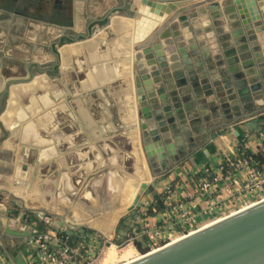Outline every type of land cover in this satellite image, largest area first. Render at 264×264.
Segmentation results:
<instances>
[{
  "label": "water",
  "instance_id": "water-1",
  "mask_svg": "<svg viewBox=\"0 0 264 264\" xmlns=\"http://www.w3.org/2000/svg\"><path fill=\"white\" fill-rule=\"evenodd\" d=\"M121 1L122 4L114 6L104 16L90 18L86 33H79L75 38L68 33L78 30L76 17L74 25L60 26L20 15L25 22L33 20L39 25L46 24L56 34L57 40L50 45L59 60V66L53 68L59 69L56 79L63 72L65 76L76 73L70 69L76 57L74 52L65 55L64 71H60L59 63L63 64V57L59 50V53L55 50L54 43L60 47L78 43L84 49H89L90 44L101 43L102 52H109L108 56L118 54L119 60L124 59V73L111 78L122 81L119 92L124 94L123 111H120L123 125L119 129L124 132L133 157V172L123 171L128 176L122 180L121 190L115 192L110 184L114 161L107 157L101 183L89 189L94 196L92 200L84 201L80 195L68 191L65 175L64 183L58 186L55 195L48 194L43 200L27 195L31 202L38 205L51 202L53 208L60 207L72 217H75L73 214L86 216L95 213L99 218L94 227L101 230L106 229L105 225L113 217L110 237L115 235L124 213L131 212L129 216L134 222L139 219L140 208L148 205L144 197L153 193L174 164L206 140L215 139L228 126L238 122L249 133L258 132L264 136V0ZM118 17L125 20H116L120 19ZM205 21L208 23L202 26ZM142 25L148 30L142 32ZM122 31L127 35L123 40L119 38ZM63 37L70 38V41H62ZM83 53L78 52V57ZM93 54L87 53L91 59H94ZM94 61L99 62L100 58L96 57ZM48 71L38 65L35 72L28 71L31 80L20 84L15 81L13 89L6 86L4 90L9 94L12 92L7 113L1 114L5 122L0 120L2 126L6 123L9 135H12L4 141L5 129L0 127V147L6 143L0 149V189H4V195L16 197L10 189L24 194L14 178L19 176L21 166L15 168L11 161L16 157L14 151L18 153V160L26 152L24 147L17 152L14 143L22 136L21 124L28 116L32 101L43 96H48L56 105L62 101L59 98L62 89H57L58 83H52L55 76ZM40 74H47L50 79L45 77L32 82ZM43 88V93L39 92ZM230 128L236 129L235 126ZM21 139L22 142L28 141L25 137ZM59 142L57 140V144ZM58 146L54 148L56 155ZM62 162L66 169L63 159ZM143 165L148 173L144 174L146 181L141 185L134 204L120 215L112 214L126 199V187L132 182L129 175ZM152 176L154 180L150 182ZM260 191H264V186ZM12 201L16 202L15 199ZM28 211L34 212L37 220L67 236L79 237L84 233L88 239L94 240L99 238L97 234L103 233L86 225L68 223L63 216L47 210L29 208ZM18 214L17 210L10 212L0 199V239L16 238L27 243L43 232L27 213ZM56 219L59 220L57 225ZM145 221L143 217L142 224ZM119 239L122 238L119 236ZM172 242V239L167 241L164 244L167 247L129 264H264V199L208 228L193 233L188 231L186 238ZM152 251L150 248L142 253Z\"/></svg>",
  "mask_w": 264,
  "mask_h": 264
},
{
  "label": "rangeland",
  "instance_id": "rangeland-1",
  "mask_svg": "<svg viewBox=\"0 0 264 264\" xmlns=\"http://www.w3.org/2000/svg\"><path fill=\"white\" fill-rule=\"evenodd\" d=\"M112 7L113 6L108 8L106 12H108V10H111ZM118 18L120 19H116V20H125L122 19L124 17H118ZM53 32L54 31L49 27H47L45 30L42 31L35 32L34 30L32 33L30 32L33 38H31V42L28 41L30 43L27 44L34 43L35 49L29 50L25 46L20 47V51L18 50V52H16V55L17 56L19 55L21 59L20 62L21 66L19 69H16L14 74H12L13 72L10 70L9 71L7 69L3 70V68L0 66V80L3 79L2 76L9 79L10 84L8 83L7 85L8 87L9 85H11L12 81H17L20 84L31 80L32 78L29 77L28 71L36 70L38 65L43 70L52 69L48 71L49 74L55 76V79H52L51 81L52 83H58L57 89L60 90L61 88L63 93L61 94V99H60L62 100L61 101L62 103L59 102L57 105L52 103L50 99L48 102V98L44 96L41 99L35 98V100L32 101L31 104L32 106L28 109L29 111L28 116L27 118L24 119V121L21 124L22 136L18 138V140H15L14 143L17 152L18 149L21 147H24L26 149V152L23 155L24 158L22 156L20 160H18L17 158L18 153L14 151L16 157L14 158L13 161H11L15 165V168H19V166H21L19 170L20 172H18L19 176L17 177L15 175L14 177L16 178L15 182L18 183L16 185L23 190L24 192V194L22 193L23 196H25V194L26 196L31 195L38 197V199L40 200L45 199L46 195L48 194L55 195V191L57 190L58 186L61 185V182H64V175L66 177V183L68 182V180L70 181L73 180L76 185H79V190L84 191L85 189H91L92 186L101 183L104 175L102 172L104 170V164L107 160V157H109L111 158L112 161H114V166L110 169V173L114 175L112 177V182L116 184L115 186L118 188L119 179L120 181L122 180L124 181L128 176L126 175L125 172L127 173L133 172L131 170V168L133 167V157L132 154H130L129 152L130 146L126 141L124 132L119 129V126L121 127L123 125L121 121L122 112L120 111H123V106L121 102L123 101L122 98L124 97V94L123 92H119L122 90V86L119 85L120 82L118 81V82H112L111 84L106 86L105 89H103L102 91H99L97 89L86 90V88L81 87L82 84H85L84 82H86L89 71L91 72V75L94 74L95 71V68H91L90 65L92 62L91 56L89 57L86 52H84L85 55L83 54L81 58H77V57L74 58L72 66H70V69H74V71L76 72L74 75L65 76L63 72V74H61V77L59 79H56V77L59 76V69L58 68L55 70L53 69L55 65H58V61H59L57 59L56 54H51V53L48 54L45 52V50H41V51L37 50L38 47H44V46L49 47L51 42L57 40V37H55L56 34H53ZM80 32L86 33V31L85 32L80 31ZM77 33H78L77 31L74 32L72 31L69 32L68 34L75 38ZM126 37H127L126 33H123L120 35L119 38L123 40ZM54 48L55 50L57 49V52L58 50L60 51L61 48L60 44L58 46L54 45ZM3 54L7 56V54L1 53L0 51V55ZM106 54L108 53L105 51V52H101L98 55L93 54V57L94 59H96V57L100 58V61L104 58V60H102L101 62L105 63V61L111 60V58ZM30 59L36 61L31 63L32 61H29ZM46 60H48L49 62H46ZM59 64H61L60 71L61 70L64 71L63 68L64 64H62V62ZM47 74L36 75L35 78L32 80V82L37 80H43V78L45 77L49 78ZM66 77L67 79H65ZM43 91L44 88L39 92L43 93ZM76 95L78 97H76ZM9 96H10L9 92L8 93L6 92L2 96V106H1L2 111L0 112V120L2 122H5L3 120V116L4 114L7 113ZM64 100H66V103L64 102ZM1 114L3 116H1ZM78 120H80V126ZM32 122H35V124L33 125ZM81 123H83V127ZM109 125L112 128H110L109 131L107 132V127H110ZM0 127L2 129H5L4 130L5 137L3 138V140L4 141L5 139L8 140L10 136H12L9 135L10 133L9 127H7L6 123L3 126L0 124ZM97 131L99 132L98 135H100V139L107 138L108 136H111L112 139L110 140L107 138V140L100 142L97 148L94 147L95 149H93V152H89L86 154V158H82V155L79 159L75 158L77 149H75L74 146L76 147L77 146L76 144L83 145V143L86 142V138L88 137L87 138L88 141L94 136V134L97 137V134L95 133ZM24 134L26 136H24ZM24 137L28 139L27 142H22L21 138ZM57 140L60 141L58 144H57ZM5 145L6 143L1 145L0 149ZM56 146H58L57 155L54 154V151H56L54 148ZM48 149H50L49 152H47ZM84 151H89V148H85ZM115 152H116V157L114 156ZM62 159L65 161L66 169H64L63 167ZM90 160H93L97 166L96 170L94 171V178L91 180L89 187L87 188L80 187L92 172L87 171L85 174L83 173L78 174L76 175L75 178L72 174L77 171V168L79 169L78 165H80L82 162H87ZM86 164L87 166L90 165L88 162ZM23 165L26 166L25 169L23 168ZM71 165H77L76 166L77 168L74 167L71 170L70 169L72 167ZM115 166H117L118 169ZM123 171L125 172L123 173ZM136 171L137 172L132 175L142 178L143 174L141 172V169L138 167ZM114 179L116 180L118 179V181H115ZM151 180H154L153 176L150 178V182H152ZM136 185H137L136 182L134 181L131 182V185L128 188L129 193L133 194V189H134L133 187ZM0 190H1L0 199L2 202H4V204H6L10 212L13 213L14 211L17 210L19 213L18 216L27 213L29 217L32 215L35 218L34 220H36L35 213L28 211L30 207H28L25 204L23 199L20 200L21 202H19V199L21 198L20 196L19 198L18 196L13 197L9 195H4L2 193L4 189L1 188ZM5 192L7 191L5 190ZM13 199H15L16 202H13L12 201ZM146 208L148 207L143 206L140 208L141 216L139 217L137 222H133V218H130L129 214L131 212L127 211L128 213H124L123 215L124 219H122L121 223L119 221V223L117 224L116 232L113 237H110L107 233V230L113 228L114 225L112 221L114 220L113 217L108 221V224L105 225L106 229L104 230L94 227L95 223H92L89 226L95 228L98 231L103 232L100 234L104 236L106 239H111L112 242H115L116 244H121L122 240L119 239V236L121 238H124L125 240L128 238V236L135 237V234L138 233L137 232L138 228L145 229L146 227L147 230L151 228V227L143 226L144 224H142L143 217L147 218ZM221 215L223 216L224 214ZM54 221L56 225L59 224L58 219ZM147 222L148 224L152 223L151 221L150 222L146 221V223ZM211 222L214 221L210 220L203 225H197V221H195V225L197 226V229H199L202 228L203 226L210 224ZM154 223L155 222H153L152 224ZM44 224H45V228L49 227L45 222ZM152 226L156 227L157 223ZM179 237L180 236H175V239ZM146 238L148 239L146 235L141 234L138 235V238L136 237V241L134 242V244L129 242L126 243L124 246L120 245L118 248L114 247L116 249L115 259L113 262H109L107 264L122 263L127 259L141 255L142 252L150 249L149 241L157 242L160 240V238L158 237L157 238L149 237V240H147ZM18 240L19 239H15L14 241H12L11 239L7 240L5 237L4 238L1 237L0 239L1 243L4 244L5 246L6 256L7 254H10L15 261L19 260V258L17 257V251H18L17 247L16 246L14 247V244H18ZM162 242L166 243V241H162ZM24 243H25L24 245L27 244L26 242ZM156 247L158 246L153 245L151 246V249H155ZM127 254H129V256ZM25 261L19 263L25 264L26 263Z\"/></svg>",
  "mask_w": 264,
  "mask_h": 264
},
{
  "label": "crops",
  "instance_id": "crops-1",
  "mask_svg": "<svg viewBox=\"0 0 264 264\" xmlns=\"http://www.w3.org/2000/svg\"><path fill=\"white\" fill-rule=\"evenodd\" d=\"M119 4H122L121 0H0V51L1 53L7 54V56L4 54L0 55V66L3 68V70L5 69H7L8 71L10 70L13 72L12 74H14L16 69H19L21 66L20 65L21 59L19 55L18 56L16 55V52H18V50L20 51V47H22L24 44L31 42V38H33L31 33L34 30L35 32L42 31L48 27L46 24L39 25L38 24L39 22L33 20H29L28 22H25L20 15L29 16L34 20L54 23L60 26L74 25L73 22L76 17V21H77L76 28L78 29L76 31L78 32L77 34H79L81 33L80 31H84V32L86 31L87 24L90 18L97 19L101 16H104L107 13L106 10L108 8H110L111 6L113 7L119 6ZM56 15L57 16L70 15V20L66 24V21H64L62 17H57ZM207 23L208 21H205V23H202V26H204ZM115 38L117 39V36ZM109 47L111 52V48H113L112 43L111 45H109ZM86 49H87L86 47L84 49L82 47V44L79 45L78 43L67 44L61 47L60 52L62 51L61 55L63 57L62 59L63 64H64L65 55L67 54L70 55L71 54L70 52H74L73 54L75 57L81 58L80 56L78 57L77 53L82 51L86 52ZM94 49H95L94 50L95 54H100L102 52L103 47L100 48L95 47ZM110 54L111 56L109 57L111 58V60H107L104 64L102 63L99 64L100 71L96 72L95 77L94 74H92L90 77L91 72L89 71L86 82H84L85 84H82L81 87L86 88V90L97 89L99 91H102L103 89H105L106 86L118 80L117 79L116 81H114L111 80V78L114 76L118 77V75L121 76L122 73H124V68L122 67V65L119 64V62H121V60H119L120 55L118 56V54H115L114 57L112 53ZM102 60H104V58ZM115 61L118 63L116 64ZM91 68L94 67L91 66ZM218 74L220 75L219 72ZM2 78L3 79L0 80L1 106H2V96L3 94H5L4 90L6 89L8 83L10 84L9 79L3 76ZM108 78L110 80H108ZM119 82H120L119 85H121L122 81ZM14 84L15 81H12L11 82L12 86L9 85V87H12L13 89L16 86ZM11 94L12 92L10 91V97ZM76 97L78 96L76 95ZM78 123L80 126V120H78ZM32 124L34 125L35 122H32ZM81 124L83 127V123ZM231 126L232 127L235 126L236 129L233 130L232 128H230ZM231 126H228V128L225 129L223 134L217 136L215 139L206 140L199 147H197L191 154L184 157L179 163L174 164L173 167L168 172L165 173L164 179L161 182H159L158 186L154 189L153 193L146 195L144 197V201L146 202V204H148L146 205V207L149 208L154 203L156 193L159 194L164 193L166 184L173 185V187L176 188L175 189L176 193L178 192L180 195L183 194L187 195L188 196L186 198L187 200L195 201L196 207L194 209L196 211L195 221H197V225H203L210 220L214 221L218 218H222L237 211L239 208L246 207L249 204L253 203L251 194H244L239 196L227 195L223 197L224 199L220 205V208L223 210L210 214L203 210L204 204L202 201V197L195 189L196 187L194 180H197L198 178L196 177V174H201V171L206 167H211L212 169H216L217 167H219L221 164L225 162L226 158L229 155H232L233 152H235L238 149L241 143L246 144V147L255 153L260 152L261 150L264 149V136H261L258 132H254L253 134L249 133L244 128L243 124L240 122ZM110 128L112 127L110 126ZM95 133L97 134V137L94 134L95 137L93 136L88 141H87L88 138L87 137L86 142H84L83 145L76 144L77 148L74 146V148L77 149L75 158L79 159L81 157V154H82V158H86V154L89 152H93V149H95L94 147L97 148L100 142L107 140V138L110 140L112 139L111 136H108L107 138L101 140L100 135H98L99 132L97 131ZM85 148H89V151H84ZM49 151L50 149H48L47 152ZM114 156L116 157V152ZM87 162L89 163V161ZM87 162H82L80 164L79 169L76 167L77 165H71L72 167L70 169L72 170L74 167H76L77 171L81 170V173L83 174H85L87 171L92 172L91 166L90 165L87 166L86 164ZM66 184H67L66 188L68 189V191H71L73 193H75L76 190L78 189L76 186H79L76 185L73 180L72 181L68 180ZM112 184L114 185V187ZM115 185L116 184H114L111 181V186L114 189V191H116L117 188ZM218 192H219L218 188H213L210 191V194L212 196H216ZM82 198L89 201L92 200L93 196L91 192H88ZM148 208H146V211L148 210ZM45 209L48 212L55 215L60 214L58 210H61L60 211L61 213L64 212V210L60 209V207H58V210H56L57 212H54L52 206H47V204ZM66 213L68 214V212ZM221 214L224 215L222 216ZM159 218H160V214H156L155 216H148L147 221L149 222L151 221L152 223L155 222L154 224L150 223V225L152 226L159 221ZM65 221L69 223L71 219H65ZM15 239L16 238H11L12 241H14ZM19 241L21 240H18V244H14V247L16 246L18 250L17 251V257L19 258L18 261H15L10 254H7L6 256L4 244H2V253L0 257L5 258L8 262H12L14 264H21L19 262H24L25 260L27 261L31 256V248L27 244L24 245L25 244L24 240L22 242Z\"/></svg>",
  "mask_w": 264,
  "mask_h": 264
},
{
  "label": "built area",
  "instance_id": "built-area-1",
  "mask_svg": "<svg viewBox=\"0 0 264 264\" xmlns=\"http://www.w3.org/2000/svg\"><path fill=\"white\" fill-rule=\"evenodd\" d=\"M245 148L246 144H244ZM235 159L228 156L223 164L216 169L204 168L195 181V189L201 195L203 210L208 213L221 211V202L224 196H239L244 194L258 195L264 186V164L261 168L254 167L250 162L251 158L244 157V152H239V148L233 152ZM243 156V157H242ZM225 185V186H224ZM218 188L216 196H212L210 191ZM176 188L171 184H166L164 189L165 205L167 210L160 212L157 226L153 227L146 218L144 226L151 227L149 230L143 228L134 236H128L121 244L106 239L101 234L99 238L90 240L84 233H80V241L70 244L58 229L46 228L39 235L27 241L32 254L25 264H102L109 249L114 245L117 248L126 243L136 241L138 235H146L151 238H160V241H169L173 231L188 232L190 226L195 222L196 203L187 200V195L176 193ZM106 235V234H105ZM149 248L155 242L149 241ZM0 264H14L0 257Z\"/></svg>",
  "mask_w": 264,
  "mask_h": 264
},
{
  "label": "bare ground",
  "instance_id": "bare-ground-1",
  "mask_svg": "<svg viewBox=\"0 0 264 264\" xmlns=\"http://www.w3.org/2000/svg\"><path fill=\"white\" fill-rule=\"evenodd\" d=\"M141 30H142V32L143 31H147L148 30V28L147 27H145V26H143L142 25V27H141ZM123 33H125V31L123 32ZM129 40V39H128ZM128 42V41H127ZM91 46L89 47V49H87V51H89V52H87V53H89V54H93L95 51V47H97V48H100L101 47V43H99V44H96V45H92V44H90ZM127 49H128V47H127V45H126V47H125V52H127ZM94 52H93V51ZM107 55V54H106ZM108 56V55H107ZM92 60V62H91V66L92 67H94L95 68V71H94V77H95V75H96V72L97 71H100L99 69H100V66H99V62H97V61H94V59L92 58L91 59ZM115 63H116V61H115ZM119 64L120 65H123L124 64V59L123 60H121V62H119ZM91 75V74H90ZM94 79V78H93ZM47 98H48V102H49V97L47 96ZM60 98H61V96H60ZM49 106V105H48ZM109 129H110V127H108L107 128V132L109 131ZM102 139V138H101ZM82 155V154H81ZM89 164H90V166H91V171H92V173L88 176V178L85 180V182L84 183H82V185L80 186V187H89V184H90V182H91V180L94 178V170H95V168H96V164L93 162V160H90L89 161ZM80 165H78V167H79ZM140 169H141V172H142V178H139V177H136V176H134V175H132V174H130L129 175V177L128 178H130V177H132L131 178V180L132 181H134V182H136L137 183V185L136 186H134L133 188V194L132 193H129V190H128V188H129V186H127L126 188H127V191L124 193V195L126 196V199L124 200V202L122 203V205L121 206H117V208H116V210L115 211H112V214H115V215H120L123 211H125V210H127L128 209V206H131V205H133L134 204V201H135V198H136V196H137V194H138V191H139V189L141 188V185L146 181V179L144 178V174H146V173H148L147 172V167L146 166H140L139 167ZM70 173V172H69ZM81 173V170H79V171H76L75 173H73L72 175L74 176V178L76 177V175H78V174H80ZM147 175V174H146ZM115 181H117L116 179H114ZM109 181H110V184H111V181H112V177H110V179H109ZM61 183H64V182H61ZM123 186V183H122V181H120V183H119V189L121 190V187ZM78 189L76 190V192H75V194H77V195H80V197L82 198V197H84L88 192H91V190H89V189H85L84 191H81V190H79V186H76ZM119 189L118 190H116L115 192H119ZM10 191H12L16 196H20L22 199H23V201L25 202V204L28 206V207H30V208H34V209H41V210H46L45 209V207H46V204H41V205H38L36 202L34 203V202H31V199H29V197L28 196H23L22 195V193H21V191H19V192H17V191H15V190H12V189H10ZM92 193V192H91ZM92 196H93V194H92ZM94 197V196H93ZM252 197V199H253V203H251V204H249L248 206H246V207H244V208H241V209H239V210H237V211H235V212H233V213H231V214H229V215H227V216H230V215H235V214H237V213H239V212H241V211H243V210H247L248 208H250V206L251 205H253V204H255L256 202H258L259 200H262V199H264V192H261L260 194H258V195H252L251 196ZM28 198V199H27ZM84 201H87V200H85L84 198H82ZM78 203H80V202H78ZM51 204V202L49 203V204H47V206H51L50 205ZM53 208V207H52ZM61 209V208H60ZM56 210H58V208H53V211L54 212H57ZM61 210H58V212L60 213L59 215L60 216H63V219L65 220V219H71V221H72V223L73 224H77V225H86V226H89L90 224H92V223H96V220H97V218H99L98 216H96V214L95 213H92V214H90V215H80V214H73V215H75V217H71L70 215H68L65 211L64 212H60ZM227 216H224V217H222V218H218V219H216V220H214V222H211L210 224H208V225H206V226H203L202 228H199V229H197V226L195 225V222L190 226V228H189V231L190 232H195V231H197V230H202V229H204V228H208V227H210V226H212V225H214V224H217L218 222H221L222 220H224ZM70 221V222H71ZM196 226V227H195ZM90 227V226H89ZM107 233L109 234V230H107ZM175 236H180L179 238H176L175 239ZM184 238H186V233L185 232H182V231H173L171 234H170V239H172V243L171 244H173V243H176V242H178V241H180V240H182V239H184ZM169 246V245H168ZM114 247H116V246H112L110 249H109V251H108V253H107V255H106V257H105V259H104V262H103V264H107V263H109V262H113L114 261V259H115V256H116V249L114 248ZM165 247H167L166 245H161V246H158V247H156L155 249H153V251L151 252V253H147V254H141V255H138V256H135V257H133V258H130V259H127V260H125L124 262H122V263H118V264H129V263H131V262H135V261H138V260H140V259H143V258H145V257H147V256H149L150 254H152L153 252H158V251H160V250H162L163 248H165ZM128 256H129V254H127Z\"/></svg>",
  "mask_w": 264,
  "mask_h": 264
},
{
  "label": "trees",
  "instance_id": "trees-1",
  "mask_svg": "<svg viewBox=\"0 0 264 264\" xmlns=\"http://www.w3.org/2000/svg\"><path fill=\"white\" fill-rule=\"evenodd\" d=\"M62 41H70V38H67V37H63V40ZM239 148V152H244V157H248V158H251V165H253L254 167H257V168H261V166L264 164V149L261 150L260 152H253L252 150L248 149V148H245L244 144L241 143V145L238 147ZM230 158L232 160L235 159L234 155H229ZM243 157V156H242ZM207 169H212L211 167H206ZM200 175L202 174H196V177H199ZM164 197H165V193H156L155 194V201L154 203L148 208L147 210V217L148 216H155L156 214L160 213V212H165L167 210V206L165 205V200H164ZM31 219H35L32 215L30 216ZM37 227L40 229V230H45V224L44 222L42 221H39L37 220ZM60 234L64 237V238H67L68 242L70 244H75L77 243L78 241H80V238L78 237H72V236H67L65 233L63 232H60ZM147 237V236H146ZM147 239V238H146ZM148 240V239H147ZM165 244L164 242L162 241H157L155 243H153L151 246L155 245V246H161Z\"/></svg>",
  "mask_w": 264,
  "mask_h": 264
},
{
  "label": "flooded vegetation",
  "instance_id": "flooded-vegetation-1",
  "mask_svg": "<svg viewBox=\"0 0 264 264\" xmlns=\"http://www.w3.org/2000/svg\"><path fill=\"white\" fill-rule=\"evenodd\" d=\"M57 16V15H56ZM57 17H62V19H64V21H66V24L69 22V20H70V15H64V16H57ZM72 23V22H71ZM63 40V39H62ZM52 44V42L50 43V45ZM35 44L33 43V44H24L23 46H25V47H27L29 50H33V49H35V46H34ZM54 45H55V43H54ZM37 50H45V52L46 53H51V54H53L52 53V50H51V46H44V47H38L37 48ZM86 51H87V49H86ZM93 51V50H92ZM29 61H32V63L34 62L32 59H30ZM46 62H49L48 60H46ZM37 69H38V66H37ZM48 70H52V69H48ZM36 70H32V72H35ZM143 230V228L141 229V228H138V231H142Z\"/></svg>",
  "mask_w": 264,
  "mask_h": 264
}]
</instances>
